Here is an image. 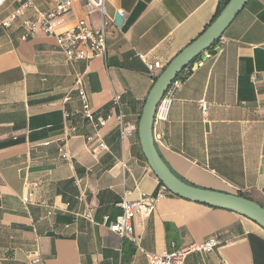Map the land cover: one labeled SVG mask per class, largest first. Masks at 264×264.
I'll return each instance as SVG.
<instances>
[{
  "label": "crops",
  "instance_id": "obj_1",
  "mask_svg": "<svg viewBox=\"0 0 264 264\" xmlns=\"http://www.w3.org/2000/svg\"><path fill=\"white\" fill-rule=\"evenodd\" d=\"M29 1L45 13L58 0H23ZM221 1L229 0H105L113 19L107 54L89 62L69 61L41 31L22 40L20 20L0 24V264H148L147 253L176 252L209 237L219 247L190 253L184 264H264V229L257 223L168 191L152 213L132 222L144 252L104 222L121 214L118 202L163 186L137 132L162 71L149 73L146 63L164 69L210 26ZM19 6L7 0L0 20ZM79 18L98 25V16L87 17L76 2L58 30ZM178 76L185 79L168 115L153 126L159 157L185 183L240 194L264 208V0H249ZM79 79L94 117L108 119L106 126L82 115ZM119 113L132 129L126 139ZM96 133L108 149L94 157L86 137ZM62 145L69 160L58 153Z\"/></svg>",
  "mask_w": 264,
  "mask_h": 264
},
{
  "label": "built area",
  "instance_id": "obj_2",
  "mask_svg": "<svg viewBox=\"0 0 264 264\" xmlns=\"http://www.w3.org/2000/svg\"><path fill=\"white\" fill-rule=\"evenodd\" d=\"M7 0H0V8L6 3ZM20 3V6L15 8L13 12L0 20V24L4 28L11 27L14 22L20 20L21 26L24 31L22 40H26L34 36L38 31H41L44 36L53 37L56 39L57 46L61 52L64 53L69 61L89 62L94 58L105 59L107 54L106 39L108 36V24L113 23V19L106 15L104 12L105 0H58L54 3L51 9L45 11V13L38 12L34 5L29 2H23V0H16ZM76 2H81L84 5V13L86 16H92L96 14L98 16V25L96 28H92L85 18H79L71 26L67 27L62 33L58 30L60 20L65 13L69 12ZM32 12L30 16L27 13ZM120 16L124 17V13L118 11ZM149 73H153L157 70H163V66L160 62L146 63ZM185 77L177 76L173 79L168 86L167 91L158 102V107L154 115V121H163L166 119L168 112L171 108V104L174 101L176 93L180 90ZM255 81V77H252ZM76 92L81 102V113L90 122L95 123L97 127H104L107 124L108 119L100 117H94L93 110L88 106L86 92H84L80 79L76 82ZM66 96L64 100H68ZM115 105H118V98H114ZM201 111L203 113L207 110V104L204 102L199 103ZM67 116V114H65ZM116 122L120 128V138L126 139L132 134V129L126 126L123 122V116L119 113L115 117ZM86 143L90 153L97 157L101 153L107 151V145L99 133L86 137ZM44 145H49V142H44ZM59 155L64 160H69L70 155L65 150V146L62 145L58 149ZM167 194V190L164 186H161L160 190L155 195H143L137 200L120 201L117 206L121 209V214L110 222L108 218H105L104 222L108 223V229L110 232L117 233L121 238H129L130 241L141 252L144 250L139 247V238L133 235V220L136 218H143L147 214L154 211L157 203L161 201ZM26 201V199H23ZM83 216L88 217L89 213L84 212ZM219 241L214 237L194 243L185 249H180L176 252L168 253H147L148 264H184L185 258L188 254L194 252L209 253L213 249L219 247Z\"/></svg>",
  "mask_w": 264,
  "mask_h": 264
},
{
  "label": "water",
  "instance_id": "obj_3",
  "mask_svg": "<svg viewBox=\"0 0 264 264\" xmlns=\"http://www.w3.org/2000/svg\"><path fill=\"white\" fill-rule=\"evenodd\" d=\"M248 1L229 0L203 34L176 55L172 62L159 73L143 103V110L139 118L137 132L141 151L145 155L149 167L152 169L159 183L163 184L170 194L191 202L194 201L206 206L209 205L223 210L227 209L241 214L264 229V208L262 206L241 195L227 192L223 193L209 188L204 189L183 182L167 168L161 157H159L154 147V138L152 137L155 122L154 115L158 107V102L167 91L168 86L203 51L212 47L217 42L224 30L238 13L243 10V7ZM122 22L123 17L117 13L114 18V23L120 26Z\"/></svg>",
  "mask_w": 264,
  "mask_h": 264
},
{
  "label": "trees",
  "instance_id": "obj_4",
  "mask_svg": "<svg viewBox=\"0 0 264 264\" xmlns=\"http://www.w3.org/2000/svg\"><path fill=\"white\" fill-rule=\"evenodd\" d=\"M227 4V2H219V6H218V12H217V15H216V17L218 16V14L223 10V7L225 6ZM215 17V18H216ZM240 195V194H239ZM242 196V195H241Z\"/></svg>",
  "mask_w": 264,
  "mask_h": 264
}]
</instances>
